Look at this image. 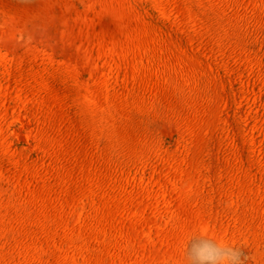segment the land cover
<instances>
[{
	"label": "rangeland",
	"instance_id": "obj_1",
	"mask_svg": "<svg viewBox=\"0 0 264 264\" xmlns=\"http://www.w3.org/2000/svg\"><path fill=\"white\" fill-rule=\"evenodd\" d=\"M197 229L264 264V0H0V264Z\"/></svg>",
	"mask_w": 264,
	"mask_h": 264
},
{
	"label": "clouds",
	"instance_id": "obj_2",
	"mask_svg": "<svg viewBox=\"0 0 264 264\" xmlns=\"http://www.w3.org/2000/svg\"><path fill=\"white\" fill-rule=\"evenodd\" d=\"M248 259L240 246L197 229L186 237L181 264H246Z\"/></svg>",
	"mask_w": 264,
	"mask_h": 264
}]
</instances>
